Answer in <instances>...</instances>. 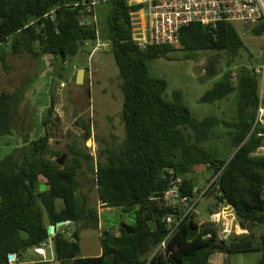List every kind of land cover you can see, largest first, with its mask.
Segmentation results:
<instances>
[{"label": "trees", "instance_id": "obj_1", "mask_svg": "<svg viewBox=\"0 0 264 264\" xmlns=\"http://www.w3.org/2000/svg\"><path fill=\"white\" fill-rule=\"evenodd\" d=\"M88 2L0 0V60L4 64L6 54L50 56L52 71L58 72L70 58L86 54L87 44L90 56L97 39L108 43L100 51L111 54L118 68L123 124V139L116 147L107 144L95 159L67 144L71 157L59 165L60 152L52 149L47 130L33 139L25 132L19 114L21 92L0 91V137L25 132L21 145L0 158V264H209L216 253L258 254L253 264H264V156L257 153L261 139L252 130L258 81L255 68L232 69L243 49L234 22L220 21L215 28L191 23L181 29L176 46L141 49L133 39L131 15L141 5L98 0L88 12ZM100 4L108 5L101 31L90 20L96 18ZM84 18L86 23L81 24ZM244 29L263 37L262 25ZM177 46L188 59L202 55L203 78L215 79L199 103L213 105L233 97L228 117L195 118L182 92H168L167 82L151 74L150 62L166 57ZM54 105L51 97L42 121L46 127ZM82 126L84 144L90 126ZM199 174L209 177L203 187H198ZM88 178L98 207L126 216L118 223L103 216L105 226L115 232L102 229L100 254L83 257L81 232L104 226L97 206H90L82 195L81 182ZM176 179L180 197L193 199L201 190L204 193L165 248L156 251L168 233L165 218L180 215L178 203L163 199ZM219 206L230 207L247 233L225 237L220 225L209 221ZM67 221L55 227L53 236L48 235V226ZM69 226L74 227L71 232ZM254 228L263 232L256 235ZM48 245L52 258H23L28 250L38 254L36 249L46 250ZM9 255L15 259L9 260Z\"/></svg>", "mask_w": 264, "mask_h": 264}, {"label": "rangeland", "instance_id": "obj_2", "mask_svg": "<svg viewBox=\"0 0 264 264\" xmlns=\"http://www.w3.org/2000/svg\"><path fill=\"white\" fill-rule=\"evenodd\" d=\"M108 5L100 4L96 9V24L101 31L105 20ZM240 39L243 42L241 57L232 66V69L245 67L254 69L260 65L263 54V37H257L247 32L239 23H233ZM91 45L84 46L86 54L81 53L70 58L63 70L53 72L50 65V56L34 59L29 56H5V64L0 60V91L21 92L24 96L20 104L19 114L25 125V132L31 139L43 135L47 130L50 135V145L53 150L59 151V159L62 164L67 162L71 155L66 145H74L80 152H88L95 159L98 153L108 146L116 147L123 139V124L121 119L122 94L119 86L118 68L111 54L98 51L88 55ZM195 58H198L196 60ZM204 58L198 55L192 59L186 58V53L175 47L173 52L166 57L150 62L151 74L154 77L164 79L168 84V92L180 90L183 101L191 111V114L201 119L207 115L216 117H228L234 108L233 97L217 102L213 105L199 103V98L212 86L215 79H204ZM73 66L77 69L74 70ZM91 71V78L85 69ZM82 69V83H76V76ZM55 98L51 122L42 125L43 118L47 117L46 110L50 104V98ZM90 126V137L83 144L85 129L82 124ZM31 126V129L29 126ZM30 129V130H29ZM25 132L15 131L10 136L0 137V158L9 154L16 146L21 145V135ZM57 158H54V160ZM86 166L84 165V170ZM198 176V187H203L208 176ZM91 178L82 181L81 192L88 200L90 206H97L101 215L100 228L86 229L80 234V253L83 257H90L100 253L99 237L102 229H114L105 226L103 216L110 223H118L126 215L118 214V210H104L98 207L96 190L87 183ZM44 186H40L43 189ZM206 201L201 202L205 206ZM212 203L208 201L207 204ZM226 221L228 219L226 218ZM74 227L69 226L68 232ZM115 232V229L113 230ZM254 234L263 232L260 228H254ZM39 249H36L38 253ZM23 258L50 259L52 248L46 246L43 253L35 254L28 250ZM230 264H253L256 254H234L230 256Z\"/></svg>", "mask_w": 264, "mask_h": 264}, {"label": "built area", "instance_id": "obj_3", "mask_svg": "<svg viewBox=\"0 0 264 264\" xmlns=\"http://www.w3.org/2000/svg\"><path fill=\"white\" fill-rule=\"evenodd\" d=\"M129 4L141 5L142 8L132 15V33L137 46L146 49L151 45L176 46L178 37L183 27L191 23L215 28L220 21L239 23L244 28L263 26L264 31V0H126ZM98 4V0H89L87 11ZM142 14L145 25L139 22L138 15ZM95 25L96 18L91 16ZM81 22V24H85ZM264 41V33H263ZM108 43L96 40L91 52L96 53L107 49ZM77 68H74L76 70ZM258 81V95L256 114L252 130L257 131L261 144L257 153L264 156V43L260 65L254 70ZM89 79L90 68L87 69ZM179 179L171 182L170 187L163 193V199L169 204H179L180 215L167 216L165 222L168 233L157 246L156 251L164 249L167 240L171 237L184 217L195 209L204 191L201 190L196 198L188 199L178 194ZM195 192V191H194ZM226 218L228 221H226ZM209 221L220 225L222 234L227 237L231 233L236 235L246 234L237 221L232 209L228 206H219L209 215ZM15 257L13 258V260ZM12 260V261H13Z\"/></svg>", "mask_w": 264, "mask_h": 264}, {"label": "crops", "instance_id": "obj_4", "mask_svg": "<svg viewBox=\"0 0 264 264\" xmlns=\"http://www.w3.org/2000/svg\"><path fill=\"white\" fill-rule=\"evenodd\" d=\"M138 19H139V22L141 23L142 26H144L146 23H145V19L144 17L142 16V14H139L138 15ZM89 20V18H88ZM45 57V56H44ZM47 57V56H46ZM211 204V203H210ZM209 204V205H210ZM212 205V204H211ZM100 253L96 254V255H99ZM94 255V256H96ZM259 255L256 254V258L257 259H253L254 261H257L259 259ZM230 257L228 256H225L223 254H220V253H216V254H213L209 260V264H230Z\"/></svg>", "mask_w": 264, "mask_h": 264}, {"label": "water", "instance_id": "obj_5", "mask_svg": "<svg viewBox=\"0 0 264 264\" xmlns=\"http://www.w3.org/2000/svg\"><path fill=\"white\" fill-rule=\"evenodd\" d=\"M83 72L84 71L82 69H79L78 74L76 76V83L77 84H81L82 83ZM61 162H62V158L57 160V163L59 165L62 164ZM66 224H69V221H67V222H58V223H56L55 226H52V225L48 226V229H47L48 235L49 236H53L55 234V227H60V226L66 225ZM43 251H44L43 249L39 248L38 253H43ZM13 258H14V255H9V260L12 261Z\"/></svg>", "mask_w": 264, "mask_h": 264}, {"label": "clouds", "instance_id": "obj_6", "mask_svg": "<svg viewBox=\"0 0 264 264\" xmlns=\"http://www.w3.org/2000/svg\"><path fill=\"white\" fill-rule=\"evenodd\" d=\"M42 249V248H41ZM44 250V249H43Z\"/></svg>", "mask_w": 264, "mask_h": 264}]
</instances>
